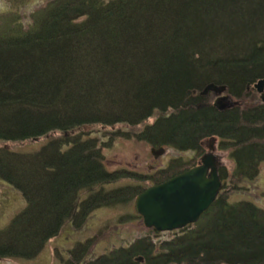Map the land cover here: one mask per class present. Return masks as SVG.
Instances as JSON below:
<instances>
[{"label": "trees", "instance_id": "trees-1", "mask_svg": "<svg viewBox=\"0 0 264 264\" xmlns=\"http://www.w3.org/2000/svg\"><path fill=\"white\" fill-rule=\"evenodd\" d=\"M39 14L0 30V180L25 200L0 229V261L34 260L65 227L195 167L176 157L150 174L108 170L115 141L199 157L218 140L235 167H221L197 223L102 254L92 236L55 250L59 264H264V207L230 198L264 164V102L218 109L201 95L215 84L241 101L264 79V0H53Z\"/></svg>", "mask_w": 264, "mask_h": 264}, {"label": "rangeland", "instance_id": "rangeland-1", "mask_svg": "<svg viewBox=\"0 0 264 264\" xmlns=\"http://www.w3.org/2000/svg\"><path fill=\"white\" fill-rule=\"evenodd\" d=\"M53 0H0V30L6 29L11 24L18 22L28 25L32 20H35L39 13L46 8L48 3ZM41 14H44L42 12ZM251 95L241 99V101L230 99L228 105L240 104L242 107H250L258 104L261 99L259 94L254 88L251 90ZM212 98L209 102L213 103L216 98L213 93L210 94ZM45 139L41 141H30L24 144L18 143L17 145H10L11 148L23 151L38 150ZM203 147V152L198 157L192 153H179L171 149H166L164 154L159 157H153L152 147L145 143H139L134 140L119 139L115 141L111 148L104 150V157L106 159V167L108 170H121L127 169L136 171L141 174H150L159 169H165L169 162L176 158L181 157L184 160L195 159L191 164L184 167L188 168L192 165L196 166L201 162L203 155L211 153L215 154L217 163L225 166L229 172H232L235 164L230 158V153L219 147L218 140L206 141ZM213 150H210V148ZM260 175L252 184H247V189L242 191H235L230 194L231 201H245L251 200L256 205L264 207V164L261 167ZM141 183L138 180H124L121 185H137ZM145 186H150L149 183ZM244 189V188H243ZM136 200V199H135ZM136 202L133 201L126 206L115 208H100L90 214L89 220L84 224L81 230L75 231L69 226L65 227L62 232L51 239L43 252L34 260H10L2 259L0 264H59V257L56 251H60L62 255L67 254V249L70 248L75 242L85 240L92 236L97 238L94 244L96 252L102 254L113 250V247L124 246L130 243L137 237V235L146 233L149 228L143 224V218L140 216L134 217L130 222L120 223V217L123 215L138 216L135 207ZM25 206V200L22 194L15 190L11 185H7L0 180V229L7 226L11 218L21 212Z\"/></svg>", "mask_w": 264, "mask_h": 264}, {"label": "water", "instance_id": "water-1", "mask_svg": "<svg viewBox=\"0 0 264 264\" xmlns=\"http://www.w3.org/2000/svg\"><path fill=\"white\" fill-rule=\"evenodd\" d=\"M255 88L264 102V79L257 82ZM225 92L226 86L209 84L201 95L214 93L218 96ZM152 154L158 158L164 150L153 149ZM221 190L216 157L210 154L203 157L198 167L144 190L135 201L136 211L143 217L147 228L159 232L176 231L197 223L217 200Z\"/></svg>", "mask_w": 264, "mask_h": 264}, {"label": "bare ground", "instance_id": "bare-ground-1", "mask_svg": "<svg viewBox=\"0 0 264 264\" xmlns=\"http://www.w3.org/2000/svg\"><path fill=\"white\" fill-rule=\"evenodd\" d=\"M260 81H262V80H260ZM259 82V81H258ZM257 83V82H256ZM256 83H254L253 84V86H252V88H254L255 90H256V92H257V89L255 88V84ZM252 88H250L249 87V91L252 89ZM258 93V92H257ZM209 94H211V93H209ZM209 94H207V95H209ZM259 94V93H258ZM213 95H214V97L216 98V100L212 103L215 107H217L218 109H225L226 107H230V106H232V105H228V102H230V99L232 98V97H230V96H227L226 94H222V95H216V94H214L213 93ZM259 96H260V94H259ZM209 100H211L212 98L209 96ZM218 99H220V100H218ZM223 99H226L225 101H223ZM260 99H261V96H260ZM218 101V103H216ZM212 102V101H211ZM210 102V103H211ZM261 102H262V99H261ZM263 103V102H262ZM153 149H156V148H153ZM152 149V150H153ZM107 150V149H106ZM164 150V152H165V148L163 149ZM210 154H213V153H211L210 152ZM210 154H208V155H210ZM153 155V154H152ZM214 156H215V154H213ZM162 156V155H161ZM160 156V157H161ZM204 156H206V155H203L202 156V158H201V162H202V159H203V157ZM153 157H155V156H153ZM216 157V156H215ZM157 158V157H156ZM159 158V157H158ZM201 162L200 163H198L195 167H198L199 166V164H201ZM216 163H217V159H216ZM217 165H218V170L220 171V165L217 163ZM223 166V165H222ZM221 166V167H222ZM195 167H193V168H195ZM192 169V168H191ZM187 172V171H186ZM184 173V172H183ZM173 178V177H172ZM171 178V179H172ZM221 178V177H220ZM165 183V182H164ZM162 184V183H161ZM222 184H223V182H222ZM149 188V187H148ZM146 190V189H145ZM137 199V198H136ZM136 201V200H135ZM136 205V204H135ZM136 207V206H135ZM137 212V211H136ZM139 214V213H138ZM140 215V214H139ZM141 216V215H140ZM142 217V216H141ZM143 218V217H142ZM194 224V223H193ZM149 229H153V228H149ZM155 230V229H154ZM156 231V230H155ZM177 231V230H176ZM159 232V231H158ZM164 233H166V232H164Z\"/></svg>", "mask_w": 264, "mask_h": 264}, {"label": "flooded vegetation", "instance_id": "flooded-vegetation-1", "mask_svg": "<svg viewBox=\"0 0 264 264\" xmlns=\"http://www.w3.org/2000/svg\"><path fill=\"white\" fill-rule=\"evenodd\" d=\"M210 150H213V148L211 147Z\"/></svg>", "mask_w": 264, "mask_h": 264}]
</instances>
